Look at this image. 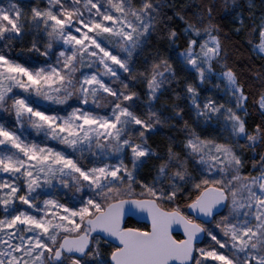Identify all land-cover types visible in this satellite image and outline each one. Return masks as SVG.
I'll return each mask as SVG.
<instances>
[{"label":"snow or ice","instance_id":"obj_1","mask_svg":"<svg viewBox=\"0 0 264 264\" xmlns=\"http://www.w3.org/2000/svg\"><path fill=\"white\" fill-rule=\"evenodd\" d=\"M0 113V264H264V0H7Z\"/></svg>","mask_w":264,"mask_h":264},{"label":"trees","instance_id":"obj_2","mask_svg":"<svg viewBox=\"0 0 264 264\" xmlns=\"http://www.w3.org/2000/svg\"><path fill=\"white\" fill-rule=\"evenodd\" d=\"M6 4H7V2L5 0H0V5L6 6ZM247 55H248L247 51L244 50L243 56L239 57V59H242L244 56H247ZM256 62H257V64L259 63L258 60ZM254 115H256V114H254ZM4 118H5V115L3 113H0V119H4ZM256 118L258 119V115H256ZM7 119H11V118L8 117ZM162 136H163V133L160 136L155 137L154 139L160 140L162 138ZM131 219H132L133 222H138L140 224L146 223V222H143V221L136 220L135 218H131Z\"/></svg>","mask_w":264,"mask_h":264},{"label":"rangeland","instance_id":"obj_3","mask_svg":"<svg viewBox=\"0 0 264 264\" xmlns=\"http://www.w3.org/2000/svg\"><path fill=\"white\" fill-rule=\"evenodd\" d=\"M7 2V0H5ZM21 2L24 4V5H27L29 0H21Z\"/></svg>","mask_w":264,"mask_h":264},{"label":"water","instance_id":"obj_4","mask_svg":"<svg viewBox=\"0 0 264 264\" xmlns=\"http://www.w3.org/2000/svg\"><path fill=\"white\" fill-rule=\"evenodd\" d=\"M132 218H135L136 220L143 221V222L147 223V221L145 219H141V218H137V217H132Z\"/></svg>","mask_w":264,"mask_h":264}]
</instances>
